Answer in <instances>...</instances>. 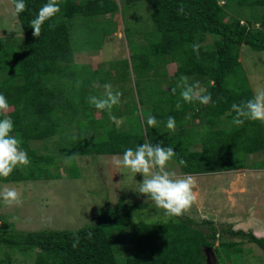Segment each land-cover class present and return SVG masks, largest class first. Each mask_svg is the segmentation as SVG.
<instances>
[{"label":"trees","instance_id":"trees-1","mask_svg":"<svg viewBox=\"0 0 264 264\" xmlns=\"http://www.w3.org/2000/svg\"><path fill=\"white\" fill-rule=\"evenodd\" d=\"M124 1H147L154 28L145 34L149 51L135 50L114 79L130 84V67L141 79L155 73L166 77L162 63H178L171 86L158 78L156 90L138 96L141 109L149 106L146 120L136 99L129 101L127 130L118 129L110 115L119 100L103 92L108 79L75 62L69 22L78 16L112 17L118 1L12 0L23 41L0 37V182L61 178L52 170L56 155L30 148L31 141L54 137L61 141L60 156L71 163L70 176L80 175L76 155L162 152L179 163L183 174H209L246 168L248 154L264 151V118L239 60L242 45L264 51V0L237 1L252 9L249 21L231 14V0ZM210 34L219 38L206 43ZM97 76L99 86L93 84ZM192 76L207 86L202 98L193 96ZM222 117L234 126H220ZM197 119L204 121L201 130L192 125ZM197 143L201 148L192 150ZM148 196L162 199V206L168 202L159 194ZM137 207L121 198L75 230H18L1 223L0 245L35 252L33 264H210L209 250L214 263L223 264V252L241 242L216 245L223 234L264 251V237L209 219L197 222L179 207L180 220L134 223ZM113 233L125 236L121 246ZM237 251L228 250L229 261Z\"/></svg>","mask_w":264,"mask_h":264},{"label":"rangeland","instance_id":"rangeland-1","mask_svg":"<svg viewBox=\"0 0 264 264\" xmlns=\"http://www.w3.org/2000/svg\"><path fill=\"white\" fill-rule=\"evenodd\" d=\"M117 1L119 11L112 17L78 16L69 22L75 62L85 65L83 68L87 71L98 69L100 74L108 79L103 92H113L119 100L117 110L110 115L114 116L118 129L127 130L132 122L127 112L129 101L136 99L139 104L138 96L149 95L153 89L156 90L158 78H162V85L166 88L171 86L178 63H162V69L167 70L166 77L160 78L155 73L156 75H151L149 79H141L130 67V84H127L128 80L114 79L116 71L125 66L124 61L128 60L130 63V55L135 50L149 51L145 34L154 28L151 19L152 7L147 1H139L136 4H128L124 0ZM237 1L230 2L231 14L244 21L252 19V9L238 4ZM0 37H14L20 44L23 41V30L12 0H0ZM215 37L219 38L218 35L210 34L206 43H212ZM239 60L260 106V115L264 116V51H256L242 45ZM107 71L111 75H108ZM197 77H189L188 82L194 83V87L191 86L193 96L202 98L207 86ZM98 80L97 76L93 84L99 86ZM11 110L12 108L3 109L5 112ZM100 115V111L95 112V116ZM139 115L146 120L149 116V106L141 109L139 104ZM229 121L222 117L219 125L232 128L235 123ZM203 123L200 119L192 121L193 127L200 130ZM78 131L74 129L73 132L76 134ZM30 148L56 155V168L52 170L59 173L61 178L0 182V225L8 223L18 230L79 229L91 224L98 211L109 210L121 198L126 197L138 206L133 213V221L137 224L180 220L181 216L177 214L176 209L179 207L186 216L196 219L197 222L213 219L216 224H220V220H223L225 225H232L234 230L249 232L245 226H237L235 221H247V206L252 199L259 201L264 193V170L254 169H264V151L247 155L246 164L250 169L246 167L247 169L210 174H183L179 163L169 154L162 152L76 155L75 162L80 175L70 176L71 163L68 158L60 156L59 137L46 141H31ZM200 148V143L191 146L192 150ZM243 156L246 157V154L243 153ZM231 181H235L232 187ZM150 193L161 195L168 201L166 206L161 205L162 199L152 201L148 196ZM230 198L233 199L232 202ZM221 200L223 202L220 205ZM208 204L213 208L216 206V210L204 208ZM201 206H204V211L202 209L199 212L198 207ZM113 234L115 245L121 246L126 240L125 236ZM219 239L216 245L221 241H241L238 247L223 252V264H264V251L257 244L230 237L228 234H223ZM237 249L239 253H234L229 261L228 250ZM208 253L210 264H215L216 257L212 251L209 250ZM34 257L35 252L22 253L0 245V264H33Z\"/></svg>","mask_w":264,"mask_h":264},{"label":"crops","instance_id":"crops-1","mask_svg":"<svg viewBox=\"0 0 264 264\" xmlns=\"http://www.w3.org/2000/svg\"><path fill=\"white\" fill-rule=\"evenodd\" d=\"M259 111H260V106H259ZM263 118H264V116H263ZM248 168H249V166H248ZM261 168L262 167H257V168H254V169H256V170H258V169L264 170V169H261ZM223 172H227V171H223ZM216 173H221V172H216ZM236 178L237 177H235V180H236ZM232 185L233 186L235 185V181L234 182L231 181L230 187H232ZM262 197H263V199H262ZM232 201H233V199H231V202ZM222 202H223V200L220 201V205H221ZM197 205H198V202H197ZM202 207H204V206L198 207L199 208V210H198L199 212H201L202 209L204 211V208H206V209L210 208V209H212V211L216 210V209H214L216 206L213 208V207L210 206V204H208V206H206L204 208H202ZM247 209H248V214H247L248 220L247 221H240L239 220V222L235 221V223H238L237 226H240L241 228H243V226H245L246 229L252 231L258 237H264V193L261 194V197H260L259 201L256 202L255 199H252V201L250 202L249 206H247ZM253 212H255V213H253ZM243 217H245V216H243ZM220 222L221 223H225V221H223V220H220Z\"/></svg>","mask_w":264,"mask_h":264}]
</instances>
